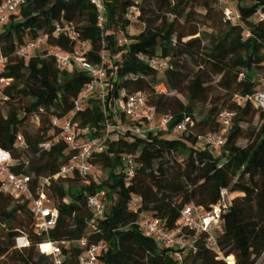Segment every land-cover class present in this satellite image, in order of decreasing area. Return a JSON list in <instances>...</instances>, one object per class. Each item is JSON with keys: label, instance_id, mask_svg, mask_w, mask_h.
I'll return each mask as SVG.
<instances>
[{"label": "trees", "instance_id": "trees-1", "mask_svg": "<svg viewBox=\"0 0 264 264\" xmlns=\"http://www.w3.org/2000/svg\"><path fill=\"white\" fill-rule=\"evenodd\" d=\"M101 2V24L91 0H26L0 23V55L5 58L0 76L10 80L0 96V148L11 153L12 172L29 175L34 191L40 177L55 175L74 152L67 142L55 140L60 126L72 118L87 129L80 138L104 135L122 91L145 94L158 116H171L168 128L143 136L110 130L103 149L89 159L104 176L72 173L50 179L45 191L57 218L47 233L35 229L28 200L5 190L0 181V264H53L37 249L47 240L59 243L63 264H79L80 239L105 243L98 264H227L228 257L233 264H264V259L258 262L264 255V107L248 98L264 93L257 91V75L264 73V0H223L233 6V20L224 17L219 0H139L136 23L141 29L131 35L126 14L134 0ZM64 22L74 25L77 40L52 36ZM121 32L127 42L119 45ZM42 35L48 36L46 47L27 56L18 53ZM79 42L87 43L84 58L102 64L106 79L104 101L94 91L75 112L74 100L90 77L75 64L58 69L52 51L68 54ZM141 54L168 58L170 66L158 71L141 61ZM222 110L233 116L221 149L212 154L198 136L219 132ZM30 116L37 121L33 131L26 127ZM183 118L191 123L172 135ZM255 118L258 127L243 128ZM120 119L126 121L122 114ZM242 138L245 145L238 144ZM125 154L136 162L131 177L122 161ZM221 189L228 190L231 205L215 233L217 249L206 244L203 234L195 236L181 226L194 249L186 248L176 259L174 247L161 246L139 226L148 215L175 229L185 205L209 210ZM97 190L105 192V211L92 227L87 198ZM136 196L141 208L135 212L130 203ZM20 234L29 244L16 248Z\"/></svg>", "mask_w": 264, "mask_h": 264}, {"label": "built area", "instance_id": "built-area-1", "mask_svg": "<svg viewBox=\"0 0 264 264\" xmlns=\"http://www.w3.org/2000/svg\"><path fill=\"white\" fill-rule=\"evenodd\" d=\"M26 0H2L0 3V23H4L8 16L16 12L20 6ZM139 0H134L132 6L127 10V17L130 19V23L137 22V4ZM98 10L99 24L102 22V12L104 6L101 0H91ZM223 2V0H219ZM224 17L228 20L236 18L234 13L229 8H223ZM262 18V15H260ZM66 34L71 37L72 40H77L78 34L75 31L74 25L71 22H64L57 24L52 32V36H59ZM48 36L42 35L35 40L28 42L24 47L19 50V54L23 56L28 55V50H36L46 43ZM118 44L121 45L127 42L126 37L121 32L120 37L117 39ZM87 47L86 42H79L77 48L71 53H62L60 50L55 49L52 51V55L55 59L56 66L60 70L67 69L70 65L75 64L79 68L85 70L90 79L82 87L80 93L74 100V111H80L83 107V99L90 93L96 91L100 94L101 100L104 101L105 95V79L106 71L102 64H94L87 61L84 58V50ZM102 58L105 54H101ZM141 61L147 63L151 67L158 71H163L170 66L168 58L159 56H147L144 54L139 55ZM5 62V58L0 55V64ZM10 80L0 76V96L3 86L8 85ZM158 90L164 91V86L159 85ZM249 99L256 102L261 107H264V93H257ZM236 101L240 100V96L235 95ZM103 111L106 112L103 107ZM120 114L123 115L126 121H121ZM114 121L105 122V133L102 136L94 138H80L81 134L86 131V128L80 127L77 121L72 118L67 119L59 129V133L55 140L61 139L68 143V145L74 151L66 162L61 166L60 170L51 177H40L38 184L35 186L34 191L31 189V177L24 174H16L12 172L11 168L14 165L11 153L0 148V181L3 188L11 187L17 193L16 196H22L29 202L30 210L34 216V227L39 233H47L48 230L54 226L57 218V210L52 205L50 199L46 195V186L50 183V179H56L58 177H66L72 173H77L81 177L88 176L92 170L93 165L90 162V157L94 150L101 151L106 142L109 131L114 130L126 135H140L143 136L149 132H160L168 128L171 120L170 115L158 116L156 109L153 105H150L146 101V96L143 93L127 94L122 91L121 96L117 98L113 106ZM233 112L229 110L220 111L218 118L221 123V127L218 133L200 135L198 139L203 142L206 148L212 153L219 151L223 145L225 134L227 133L231 124ZM53 123L56 122V118H52ZM191 123L189 118H183L181 122H178L171 129L172 135L176 136L182 133L186 129V125ZM18 145H22V138L17 136ZM43 148L47 149L49 144H42ZM122 161L125 166L126 173L129 177L133 176L136 168V162L131 154H125L122 156ZM10 191V190H7ZM12 192V191H11ZM87 204L92 211L91 225L95 227V221L102 217L105 211V192L103 190H97L90 194L87 198ZM231 205V195L227 189H221L220 196L216 203L212 205L209 210H202L198 206L193 204L185 205L179 215V226L175 229H166L163 221L156 217L143 215L140 219L139 226L149 236L153 237L161 246L174 247V251L171 255L176 259H181L182 255L186 251V248H192V245L187 244L185 234L180 231V227L184 226L189 230H192L197 236L198 234L204 235L206 244L213 249H217V243L215 240V233L221 229L223 219L222 214ZM141 208V198L136 196L130 203V209L132 211H138ZM25 241L27 242L26 238ZM80 247H83L82 252L78 256L79 264H98L97 255L105 247V243L99 241L97 243L87 244L85 239L77 241ZM37 249L40 253L51 257L53 264H63V255L58 242L56 241H43L37 244ZM226 259L227 264H233ZM264 259V255L258 262ZM258 264V263H256Z\"/></svg>", "mask_w": 264, "mask_h": 264}, {"label": "rangeland", "instance_id": "rangeland-1", "mask_svg": "<svg viewBox=\"0 0 264 264\" xmlns=\"http://www.w3.org/2000/svg\"><path fill=\"white\" fill-rule=\"evenodd\" d=\"M219 3H222V6H224L223 8H229L230 10H231V8L233 7L232 5H230L229 3H227V4H224V2H219ZM252 3V1H247L245 4H251ZM258 17H259V14L257 15ZM140 29H141V26L139 25V23H133V24H131L128 28H127V32H128V34L129 35H131V34H134V33H137V32H139L140 31ZM120 37V34L118 35V38ZM45 45V44H44ZM44 45L42 44L40 47H39V49L41 50V49H43L44 48ZM45 47H46V45H45ZM35 50H28V54H32L33 52H34ZM36 51H38V50H36ZM159 76H161V74H158ZM259 78H261V81H260V83H259V85L257 86V91H259V92H264V81H262V77H264V73H259L258 75H257ZM215 81H216V79H215ZM214 81V82H215ZM214 82H212V84L214 83ZM170 94H173L172 92L170 93ZM177 96L182 100V101H185V99H184V97L182 96V95H179V94H177ZM262 104H264V102H261ZM4 110V109H3ZM200 118V116H196V119L198 120ZM37 126V121H36V119H34L33 117H28V119H27V123H26V127H27V129L28 130H31V131H33L34 130V128ZM242 126H243V128L244 129H250V127H258L259 126V123H258V121H257V118H255L250 124H247V123H244V124H242ZM238 144L239 145H245L246 144V140L245 139H240L239 141H238ZM179 158H180V156H179ZM92 174H94V175H102V176H104L103 175V172L100 170V169H98V168H93V170H92ZM83 182L82 181H79V183H77L76 184V186H80L81 184H82ZM6 190H10V191H12L13 193H17V191H15L14 189H12L11 187H7L6 188ZM66 200H68V199H66ZM51 203H52V201H51ZM3 232H4V228L2 227V226H0V236H2L3 235ZM18 239H21V241L19 242L18 241ZM14 243H15V247L16 248H21V247H23V246H27L28 244H29V242L27 241H25V235L24 234H20V236H18V237H16L15 238V240H14ZM67 245V244H66ZM48 262H49V260H48ZM49 264V263H48Z\"/></svg>", "mask_w": 264, "mask_h": 264}, {"label": "bare ground", "instance_id": "bare-ground-1", "mask_svg": "<svg viewBox=\"0 0 264 264\" xmlns=\"http://www.w3.org/2000/svg\"><path fill=\"white\" fill-rule=\"evenodd\" d=\"M18 241L20 242V241H21V239H18Z\"/></svg>", "mask_w": 264, "mask_h": 264}]
</instances>
